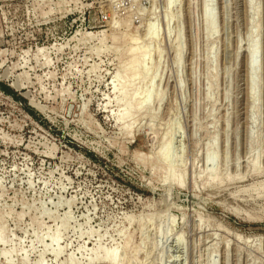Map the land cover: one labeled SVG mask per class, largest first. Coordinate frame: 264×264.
<instances>
[{
	"label": "rangeland",
	"instance_id": "rangeland-1",
	"mask_svg": "<svg viewBox=\"0 0 264 264\" xmlns=\"http://www.w3.org/2000/svg\"><path fill=\"white\" fill-rule=\"evenodd\" d=\"M249 1L0 0V264H264Z\"/></svg>",
	"mask_w": 264,
	"mask_h": 264
},
{
	"label": "bare ground",
	"instance_id": "bare-ground-1",
	"mask_svg": "<svg viewBox=\"0 0 264 264\" xmlns=\"http://www.w3.org/2000/svg\"><path fill=\"white\" fill-rule=\"evenodd\" d=\"M169 1V0H168ZM171 1V0H170ZM206 1H209V0H206ZM249 2H251V0L249 1ZM168 3H170V2H168ZM171 4H173V3H171ZM170 4V5H171ZM169 5V4H168ZM210 8V7H209ZM205 11V23H206V27L208 28V29H212L213 28V18L211 17V15H210V13H209V11H207V8H206V6H205V9H204ZM150 27H152V26H150ZM150 30L152 31L153 29H151L150 28ZM153 32H155V31H152L151 33H153ZM149 33H150V31H149ZM150 33V34H151ZM149 34V35H150ZM153 35V34H152ZM151 35V36H152ZM86 37H88V35H86ZM153 37V36H152ZM248 49V48H247ZM179 52V51H178ZM257 47H256V44L255 43H251L250 44V46H249V49H248V53H247V56H246V64H247V69L249 70V72L251 73V75H253L255 72H256V68H257V66H256V64H257ZM133 64V63H132ZM130 66V65H129ZM131 68V67H130ZM148 71V70H147ZM152 71V70H151ZM144 72V71H143ZM116 74V73H115ZM133 76V75H132ZM143 76V75H142ZM116 77V76H115ZM137 77H138V75H137ZM136 78V77H135ZM255 78V77H254ZM253 78V76L251 77V79H250V82H251V97H253L254 96V90H253V87H254V85H255V79ZM141 89V88H140ZM150 90V89H149ZM128 92V91H127ZM148 94H150L149 92H148ZM148 99H149V97L147 96V93H146V95L143 97V99H142V103H145L146 104V102L148 101ZM134 124V123H133ZM131 127V126H130ZM130 135V134H129ZM211 149V148H210ZM209 155H214V154H212V152H211V154L209 153L208 154V156ZM209 160H211L212 158H208ZM208 159H206V160H208ZM208 160V161H209ZM214 161V160H213ZM213 161H209V163L211 164ZM215 163V162H214ZM207 169V168H206ZM211 170V171H210ZM214 169H209V172H212ZM206 171H208V170H206ZM168 172V171H167ZM62 222H64L63 220H62ZM66 223H67V221H66ZM63 224V223H62ZM61 224V225H62ZM62 226H64V228L66 227L64 224L62 225ZM61 226V227H62ZM60 228V227H59ZM3 229V228H2ZM66 229V228H65ZM1 230V229H0ZM57 230H58V227H57ZM58 232H60V231H58ZM58 232H56V233H58ZM59 234V233H58ZM58 234H54V235H52V236H50L49 238H50V244L51 243H54V242H57L58 241V239H59V236H58ZM47 235V234H46ZM3 242H5L4 241V239H3V237H2V235H1V232H0V244L1 243H3ZM49 244V245H50ZM44 247H46L45 245H44ZM47 248V247H46ZM52 250V251H51ZM51 253H52V255L55 257V256H57L58 255V252H60L59 251V248H56L55 247V249H52L51 248ZM3 253V256H4V258H5V260H6V263L7 264H10L11 263V260L9 259V257H8V253L6 254V252H2ZM103 255L104 256H108V253L107 252H103ZM70 256V255H69ZM39 258V257H38ZM24 259L25 258H23V261H24ZM120 259V258H119ZM38 261V260H37ZM67 260H65V262H66ZM68 261L69 262H71L72 260H71V258H68ZM119 261V260H118ZM67 263V262H66ZM37 264H42L41 263V261H38L37 262ZM63 264V263H62Z\"/></svg>",
	"mask_w": 264,
	"mask_h": 264
},
{
	"label": "trees",
	"instance_id": "trees-1",
	"mask_svg": "<svg viewBox=\"0 0 264 264\" xmlns=\"http://www.w3.org/2000/svg\"><path fill=\"white\" fill-rule=\"evenodd\" d=\"M0 87H2L1 84H0ZM2 88L5 92L12 94V90H10L8 87H2Z\"/></svg>",
	"mask_w": 264,
	"mask_h": 264
}]
</instances>
